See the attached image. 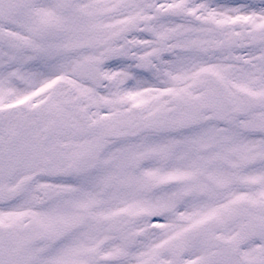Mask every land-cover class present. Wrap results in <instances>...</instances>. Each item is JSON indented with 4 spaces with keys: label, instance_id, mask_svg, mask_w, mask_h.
Returning a JSON list of instances; mask_svg holds the SVG:
<instances>
[{
    "label": "snow or ice",
    "instance_id": "obj_1",
    "mask_svg": "<svg viewBox=\"0 0 264 264\" xmlns=\"http://www.w3.org/2000/svg\"><path fill=\"white\" fill-rule=\"evenodd\" d=\"M0 264H264V0H0Z\"/></svg>",
    "mask_w": 264,
    "mask_h": 264
}]
</instances>
